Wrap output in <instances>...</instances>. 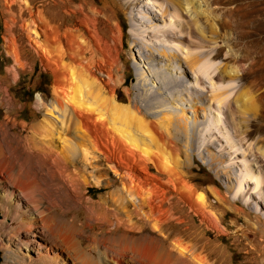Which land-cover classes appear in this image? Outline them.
<instances>
[{
	"label": "rangeland",
	"instance_id": "obj_1",
	"mask_svg": "<svg viewBox=\"0 0 264 264\" xmlns=\"http://www.w3.org/2000/svg\"><path fill=\"white\" fill-rule=\"evenodd\" d=\"M127 1L63 0L61 3L59 0H0V83L7 90L6 94H0V120L9 116L16 123L3 138L2 148L8 155L11 152L9 149L19 142L15 137L21 140L29 136L26 128L19 127L20 123L30 124L40 120L43 112L38 108L37 100L43 98L49 101L52 98V74L44 70L23 31V25L29 20V11L35 14L43 10L50 20L74 24L82 13L90 15L87 6H91L98 11L95 21L102 36L108 38L116 25L120 29L122 47H119V52L123 72L120 73L122 83L116 87L120 104H128L135 94L137 97L143 94L136 87L140 71L137 64L141 61L140 54L134 51L141 42H133L128 32L132 28H138L137 35L140 34L144 40H149L146 38L148 32L154 33L153 42H159L156 46L166 45L167 50L176 51L169 60L177 72H186V78L182 76L183 73H175V68H172L174 72L158 73L166 78H178V81L165 87L167 92H174L178 99L176 101L199 98L209 102L206 105L212 109L210 112L198 109L196 122L207 124L198 133L199 140L189 142L190 151L187 152L184 147L186 139L176 122L180 118L164 113L155 115L161 111L163 104L158 97L148 100L151 114L147 115L148 120L155 121L164 133L171 135L170 132H178L179 145L184 152L180 171L185 181L203 195V209L195 214L189 206L182 205L184 207L181 208L178 205L176 215L180 216V220L169 219L159 231L156 221L151 218L134 217L128 221L118 205L119 217L126 226L118 225L114 217L104 214V210L89 208L90 202L97 205L102 197L106 199L108 208L114 207L112 197L115 194L124 196L116 177L107 168L90 174L87 194L81 199L71 198L65 188L49 181L44 174L38 181V189L30 194V200H37V208L43 215H52L50 224L53 229H50L51 233L45 229L43 237L37 232L38 238L29 242H49L50 250L54 251V255L57 253L62 264H138L142 259L137 258L136 250L150 249L156 245L167 248L172 244V255H175L179 249L174 241L180 237L182 245L189 247L188 252L183 254L190 261L193 254H199L206 264H264V0H142L136 1V5H128ZM142 4L159 7L164 14V22L156 20L152 30L141 25L136 16L145 14L139 6ZM78 7L81 12L65 14L66 10ZM157 7L156 10L161 12ZM166 27H169V31L158 32L159 28ZM9 35L15 40L25 62L23 69L17 67L8 54ZM12 68H15L17 75L11 72ZM194 82L195 87L202 89H192L190 85ZM184 88L187 93L182 91ZM211 118L218 119L213 121L211 128H218L220 132L209 135ZM61 143L59 141L55 145L59 147ZM241 162L249 166L239 165ZM32 163L29 160L22 163V171H34L36 165ZM17 168L15 166L14 169ZM246 168L254 183L239 185L241 176L248 172ZM150 171L156 173L153 169ZM227 175L232 179L227 180ZM4 179L8 180L6 177ZM250 192L257 198L251 196ZM17 201L15 198L14 205L21 203ZM16 207L19 211L20 207ZM4 212L6 219L13 217L11 212L12 216L0 209V220ZM57 215L74 220L75 229L54 228ZM8 224V221L4 224L0 221L1 244L5 238L14 239L13 242L18 238L15 231L18 229L11 230L15 222ZM64 237L72 238L74 247L82 256H75L73 250L66 247ZM131 248L135 251L132 252ZM1 249L0 264H32L34 259L42 258L34 253L26 256L19 249L10 247L8 251L12 254L7 262L4 258L6 252Z\"/></svg>",
	"mask_w": 264,
	"mask_h": 264
},
{
	"label": "bare ground",
	"instance_id": "obj_2",
	"mask_svg": "<svg viewBox=\"0 0 264 264\" xmlns=\"http://www.w3.org/2000/svg\"><path fill=\"white\" fill-rule=\"evenodd\" d=\"M136 1L142 0H128L126 3L136 5ZM59 2L62 3L63 0ZM139 6L145 11V14L136 16L141 25L152 30L156 20L164 22V14L156 5L154 7L148 4ZM156 7L161 12L157 11ZM87 8L90 15L82 13L80 19H77L74 24H63L65 22L50 20L43 10L35 14L31 10L29 20L23 25L29 45L39 57L42 67L52 74V98L49 101L43 98L37 100L43 117L34 123H20L19 127L26 128L30 135L21 140L15 137L19 142L16 143V147L9 149L11 152L8 155L2 148L3 138L16 126V123L9 116H6L3 121L0 120L2 137H0V177L3 180H0V209L11 212L13 215L11 217L9 213L11 218L6 219L4 212L1 215L3 219L0 221L3 224L8 221V225L15 222L11 230H25L24 232L15 230L18 232L15 242H13L14 239L11 241L5 238L3 244L0 243L2 245L0 249L6 252L4 258L7 262L12 254L8 249L15 247L26 256L30 253L36 256L40 254L43 261L34 259L32 264H62L57 253L54 255V251L50 250L49 242L48 244L38 241L29 242V240L33 241L38 238L37 232L43 237L45 229H53L50 224V221H53L52 215H43V212L37 208V200H30V194L38 189V181L44 174L49 181L65 188L71 198L81 199L87 194V178L90 174L107 168L116 177L124 196L115 194L116 197H114L115 195L112 194L111 200L114 207L110 208L107 207L106 199L103 197L100 201L98 200L97 205L89 203L86 199L85 202L89 203V208L97 207L98 210H104V214L114 217L118 225H125L119 217V209L116 208L118 205L121 206L120 210L124 212L128 221L134 217L148 220L151 218L154 222L156 221L155 224L159 231L169 219L180 220V216L176 215L178 205L179 207L189 206L195 214H199L203 209V195L185 181L180 171L182 162L180 160L184 152L179 145L178 132H170L171 135H168L159 130L155 121L148 120L147 115L151 114L148 100L156 96L163 102L161 111L156 112L155 115L164 113L180 118L176 122L180 133L186 139L185 151L189 150L190 141L199 140L198 133L204 130L207 124L196 122L198 109L205 113L212 109L207 107V101L199 98H189V101L178 102L174 92L165 90V87L178 81V78L174 79L172 75V78L169 76L166 78L165 75L158 73L174 72L172 68H175V65L169 57L176 54V51L167 50L166 45L156 46L159 42H153L152 38L155 34L152 32H146V38L149 40L140 38V34L137 35L138 28H132L128 32L134 43L141 42L139 47H135L138 49L134 51L140 54L141 62L137 64L140 71L136 87L142 90L143 96L137 97L135 94L128 104H120L116 96V87L122 83L120 73L123 72L119 52V47H122L120 29L116 25L111 29L108 38L102 36L95 21L98 11L91 6ZM76 11L81 12V8L66 10L65 14L72 15ZM168 29L169 27L159 28L158 32L164 33L169 31ZM7 47L14 64L23 69L25 62L17 50L15 40L10 35ZM11 72L17 75L15 68H12ZM175 73L186 74L184 71L177 72L176 68ZM184 75L182 76L186 78ZM187 79H190L189 76ZM194 85L195 82L190 87L202 89ZM182 91L188 92L187 89ZM2 93L6 94L7 90L0 83V94ZM214 104L217 106L216 103ZM211 119L209 131H206L209 135L216 131L220 132L218 128H211L218 119ZM204 120L207 118L204 117ZM59 141L62 143L57 147L55 143ZM26 160L36 165L31 173L22 171V163L24 164ZM239 165L249 166L246 162L244 164L241 162ZM15 166L18 168L14 169ZM151 169L156 173H151ZM241 177L239 185H243L244 182L245 185L254 183L251 182L253 178L250 176V171ZM226 179L230 180L232 176L227 175ZM110 182L112 183V179ZM254 193L250 192V195L257 198V194L254 195ZM15 198L19 200L17 202L23 204L22 206L21 203H16L20 207L19 211L13 203ZM175 198L176 201H174ZM58 218L54 228L75 229L74 220H67L64 215ZM175 239L174 244L179 249L178 253L172 255V244L167 248H159L157 245L145 250L141 248L143 251L140 249L134 252L137 258L142 259L138 261V264H206L204 257L199 254H193L192 261L187 259L183 253L188 252L189 247L182 245L180 237ZM63 241L68 249L73 250L75 256H82L80 251L74 247L72 238L64 237ZM131 251L135 249L131 248Z\"/></svg>",
	"mask_w": 264,
	"mask_h": 264
},
{
	"label": "water",
	"instance_id": "obj_3",
	"mask_svg": "<svg viewBox=\"0 0 264 264\" xmlns=\"http://www.w3.org/2000/svg\"><path fill=\"white\" fill-rule=\"evenodd\" d=\"M2 262L1 253H0V263Z\"/></svg>",
	"mask_w": 264,
	"mask_h": 264
}]
</instances>
